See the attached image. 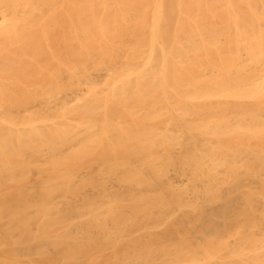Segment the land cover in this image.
Returning <instances> with one entry per match:
<instances>
[{
  "label": "bare ground",
  "instance_id": "1",
  "mask_svg": "<svg viewBox=\"0 0 264 264\" xmlns=\"http://www.w3.org/2000/svg\"><path fill=\"white\" fill-rule=\"evenodd\" d=\"M0 264H264V0H0Z\"/></svg>",
  "mask_w": 264,
  "mask_h": 264
}]
</instances>
